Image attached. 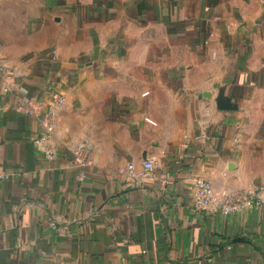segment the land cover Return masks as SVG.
Listing matches in <instances>:
<instances>
[{
	"label": "crops",
	"instance_id": "crops-1",
	"mask_svg": "<svg viewBox=\"0 0 264 264\" xmlns=\"http://www.w3.org/2000/svg\"><path fill=\"white\" fill-rule=\"evenodd\" d=\"M0 65V264H264V210L192 187L264 183V0H0Z\"/></svg>",
	"mask_w": 264,
	"mask_h": 264
},
{
	"label": "built area",
	"instance_id": "built-area-1",
	"mask_svg": "<svg viewBox=\"0 0 264 264\" xmlns=\"http://www.w3.org/2000/svg\"><path fill=\"white\" fill-rule=\"evenodd\" d=\"M15 77L16 71L14 69L0 65V90L2 92L13 90ZM60 104V97L56 98L54 102H47L29 94L18 95L17 110L23 114L36 117L41 124L42 131L34 138V142L47 159L54 156V149L48 144V140L53 130V108ZM73 160L77 165L83 167L90 163L88 149L85 145L82 144L73 149ZM152 166V159L145 160V169ZM121 171H127L129 176H134V164L129 163L125 168H121ZM192 187L194 206L209 213L227 215L248 207L264 210V183L254 184L246 189L216 192L209 180L203 177H195Z\"/></svg>",
	"mask_w": 264,
	"mask_h": 264
}]
</instances>
